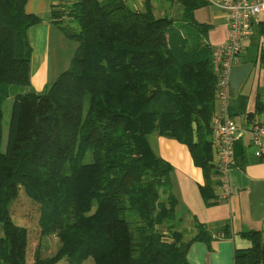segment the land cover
<instances>
[{
	"label": "trees",
	"instance_id": "1",
	"mask_svg": "<svg viewBox=\"0 0 264 264\" xmlns=\"http://www.w3.org/2000/svg\"><path fill=\"white\" fill-rule=\"evenodd\" d=\"M26 1L0 0V264H26L27 231L9 212L19 188L39 206L41 234L59 241L55 255L36 254L32 264H189L190 245L209 236L199 227L183 239L173 169L149 137L186 145L204 172L203 199L216 203L210 120L217 70L209 24L195 18L207 1L175 0L170 16L152 0L140 9L124 0H60L51 15L76 50L41 92L30 84L27 35L40 19L25 11ZM261 93L254 113L264 111ZM240 235L251 246L236 249L233 264H264L262 233Z\"/></svg>",
	"mask_w": 264,
	"mask_h": 264
},
{
	"label": "crops",
	"instance_id": "2",
	"mask_svg": "<svg viewBox=\"0 0 264 264\" xmlns=\"http://www.w3.org/2000/svg\"><path fill=\"white\" fill-rule=\"evenodd\" d=\"M59 1L27 0L24 6L27 13L40 19L27 33L31 46L29 79L37 92L46 90L69 67L76 50V43L66 41L52 18V5ZM124 1L140 9L144 0ZM204 7H207L205 23L209 24L206 41L210 46L220 44L227 37L226 15L210 3ZM64 42L72 44L73 52L68 58L61 55ZM247 63H250V69L236 98L232 96L229 102V110L238 126H243L250 114H253L252 120L264 121V111L254 113L258 92L264 94V11L254 17L251 34L242 42L238 64ZM260 98L264 103V96L260 95ZM216 107L214 100L213 111ZM149 142L153 150L172 166L171 191L177 200L175 224L183 232V239L193 237L199 227L209 236L208 242L195 241L190 245L187 252L189 264H233L234 251L251 246L250 240L242 237L240 232L260 231L264 240V153L255 151L246 131L240 132L234 143L233 164L228 171L230 195L216 203L203 199L204 172L193 163L186 145L158 135L150 136Z\"/></svg>",
	"mask_w": 264,
	"mask_h": 264
},
{
	"label": "built area",
	"instance_id": "3",
	"mask_svg": "<svg viewBox=\"0 0 264 264\" xmlns=\"http://www.w3.org/2000/svg\"><path fill=\"white\" fill-rule=\"evenodd\" d=\"M221 10L227 19V37L211 46L212 63L217 70L214 100L217 107L210 120L211 162L216 171L215 200L229 197L228 171L233 164L234 143L240 132L249 134L250 144L258 154L264 153V121L250 119L238 126L229 114L232 97L229 87L231 68L239 63L242 42L250 36L254 17L264 11V0H206Z\"/></svg>",
	"mask_w": 264,
	"mask_h": 264
},
{
	"label": "rangeland",
	"instance_id": "4",
	"mask_svg": "<svg viewBox=\"0 0 264 264\" xmlns=\"http://www.w3.org/2000/svg\"><path fill=\"white\" fill-rule=\"evenodd\" d=\"M156 8H160L161 12L164 9L166 14L175 16L177 11V4L175 0H154ZM205 9L202 7L195 12V16L199 21L206 22ZM176 12V13H175ZM66 41H69L68 39ZM71 42H64L61 45V55L69 57L72 54ZM71 49V52H69ZM63 72V71H62ZM11 100H6L3 104V128L4 138L2 141V148L6 143V132L9 122ZM95 207V206H94ZM93 207V209H94ZM92 209V210H93ZM10 216L15 224L24 227L27 231V246L25 249V262L26 264H32L34 262V255L38 254L41 258L52 257L55 255L59 248V241L53 234L43 235L40 232L39 226V206L33 200H31L23 188H19L17 197L9 205ZM52 264H71L63 259H59ZM80 264H94L91 258L85 259Z\"/></svg>",
	"mask_w": 264,
	"mask_h": 264
},
{
	"label": "water",
	"instance_id": "5",
	"mask_svg": "<svg viewBox=\"0 0 264 264\" xmlns=\"http://www.w3.org/2000/svg\"><path fill=\"white\" fill-rule=\"evenodd\" d=\"M250 66V63L236 64L231 68L229 76V87L231 90V95L233 97L237 95L238 89L241 86L244 78L246 77Z\"/></svg>",
	"mask_w": 264,
	"mask_h": 264
}]
</instances>
